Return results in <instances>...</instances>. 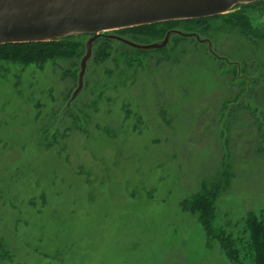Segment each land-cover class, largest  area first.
I'll return each instance as SVG.
<instances>
[{
	"label": "rangeland",
	"instance_id": "1",
	"mask_svg": "<svg viewBox=\"0 0 264 264\" xmlns=\"http://www.w3.org/2000/svg\"><path fill=\"white\" fill-rule=\"evenodd\" d=\"M240 5L104 32L82 84L88 36L0 45V264H263L264 3Z\"/></svg>",
	"mask_w": 264,
	"mask_h": 264
},
{
	"label": "water",
	"instance_id": "2",
	"mask_svg": "<svg viewBox=\"0 0 264 264\" xmlns=\"http://www.w3.org/2000/svg\"><path fill=\"white\" fill-rule=\"evenodd\" d=\"M261 0H0V45L56 40L91 34L81 59L80 84L93 43L106 31L225 14L237 5ZM162 43L137 48L163 47ZM78 92V89L75 93Z\"/></svg>",
	"mask_w": 264,
	"mask_h": 264
},
{
	"label": "trees",
	"instance_id": "3",
	"mask_svg": "<svg viewBox=\"0 0 264 264\" xmlns=\"http://www.w3.org/2000/svg\"><path fill=\"white\" fill-rule=\"evenodd\" d=\"M264 3V0H261V1H257V2H253V3H251V5H254V4H256V5H260V4H263ZM239 6H242V5H238V6H236L235 8H237V7H239ZM245 6H248V5H244L243 7H245ZM230 13V12H229ZM228 14V13H227ZM223 15H226V14H220V15H215V16H211V17H204V18H196V19H193V20H197V21H207L208 19H212V18H216V17H219V16H223ZM182 21H187V20H182ZM171 22H177V21H171ZM159 25V24H161L160 26H162V25H165V24H171L172 25V23H169V22H161V23H156V24H153V25H149V26H154V25ZM175 24V23H174ZM245 26H246V29L245 30H247V28H248V26L246 25V24H244ZM144 27H148V25H146V26H142V27H140V28H143L144 29ZM137 28V27H136ZM251 28V27H250ZM250 28H248L249 30H250ZM133 29H135V28H133ZM248 30V31H249ZM250 32V31H249ZM250 33H252V32H250ZM104 34H106V33H103V34H101V35H104ZM83 36H85V38H86V36H88V37H90L91 36V34H82ZM81 35V36H82ZM101 35H99V36H101ZM98 36V37H99ZM71 39V37H65V38H63V39H60V40H58V39H56V40H51V41H45V42H29V43H14V44H8V45H31V46H33V45H43V44H53V43H55V42H64V41H67V40H70ZM85 50H86V44H85ZM253 222H255L256 223V219H253ZM261 224V223H260ZM262 224H264V222L262 221ZM259 228V226H255V230H257V232L259 233V234H261V235H263V237L261 238L262 240H263V242H264V231L260 228V229H258ZM264 228V227H263ZM262 240H260V238H256L255 239V241H254V243L256 244V243H260ZM260 244H262V243H260ZM258 246V245H257ZM259 248V247H258ZM258 253H260V255H262L261 254V250L259 249V250H257V254ZM261 257V256H260ZM261 262H262V260H261ZM263 264H264V260H263Z\"/></svg>",
	"mask_w": 264,
	"mask_h": 264
},
{
	"label": "bare ground",
	"instance_id": "4",
	"mask_svg": "<svg viewBox=\"0 0 264 264\" xmlns=\"http://www.w3.org/2000/svg\"><path fill=\"white\" fill-rule=\"evenodd\" d=\"M113 31H115V30H113Z\"/></svg>",
	"mask_w": 264,
	"mask_h": 264
}]
</instances>
